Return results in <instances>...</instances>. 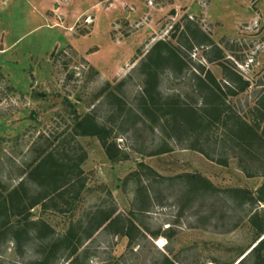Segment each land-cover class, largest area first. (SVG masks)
<instances>
[{
	"label": "rangeland",
	"instance_id": "obj_1",
	"mask_svg": "<svg viewBox=\"0 0 264 264\" xmlns=\"http://www.w3.org/2000/svg\"><path fill=\"white\" fill-rule=\"evenodd\" d=\"M207 71L259 120L264 0H0V199L48 193L31 172L49 153L82 177L0 207V264H255L241 260L264 229L260 160L221 124L208 155L192 148L159 108L201 106ZM101 211L117 217L99 226Z\"/></svg>",
	"mask_w": 264,
	"mask_h": 264
},
{
	"label": "trees",
	"instance_id": "obj_2",
	"mask_svg": "<svg viewBox=\"0 0 264 264\" xmlns=\"http://www.w3.org/2000/svg\"><path fill=\"white\" fill-rule=\"evenodd\" d=\"M240 79L242 83L238 87L231 84L229 88L231 94H237L238 90L239 92L245 91L250 86L249 81H245L241 77ZM201 81L204 83L203 87L205 89L203 90L205 91H203V102L198 108L185 103H176L177 101H163L161 107L159 108L166 110V115L169 116V113L173 115V117L168 119L169 123L172 120L174 121L175 130H181V128L186 127L185 130L189 132V135L195 136L196 141L193 145H191V147L207 155L208 153L205 146L211 140V132L215 129H219L221 124L224 129L228 130V136H231L230 139L236 142L244 153L260 160V165L264 168V127L261 129V124L264 122V110L262 113L260 112L261 114L259 120H255L254 123H251L244 115L239 113L237 110H232L227 105L220 82L211 71H207L206 78H203ZM152 88L153 86L150 89L145 88V94L154 100L153 102H155L156 100L153 95L154 90ZM262 101H264V93L258 99V103L254 109H259L258 107L263 104ZM178 114L181 115L182 118H185L184 122L182 119H178ZM98 134L100 135V133ZM101 139L107 147V150H109L105 135L102 136ZM58 160L49 153L45 158L38 160L35 168L31 172L32 176H35L38 172L44 174L45 177L43 178L51 187L48 193L32 198L26 205L24 197L16 188L9 193V198L4 197L0 199V207H4L6 210L10 208L14 211L13 214H20V211L15 210H19L21 208L22 210L24 208L27 209V206L28 208H33L38 204H44L48 199L53 200L55 199V196H58V194L62 196L66 191L69 192L72 190L76 183L82 182V177H78L79 174L74 173V166L69 164L67 165L69 167H67L66 170V163L64 161L57 162ZM244 170H246V168H244ZM73 174L75 177H72ZM192 179H203V181H207L205 178L196 176L192 177ZM21 186H24V184L22 183ZM258 194L259 195L256 200L264 203V184L259 189ZM100 213L103 219L99 226H102L106 222L111 223L117 217H113L115 212H108L104 214L105 212L101 211ZM38 223L46 225V222L44 221L39 222L34 220H32L29 224L38 225ZM8 227L12 228L13 224ZM76 233L77 232L74 233L70 230L64 236V240L69 241L73 239L76 236ZM250 255H256L255 264H264V229L260 236V240L241 261Z\"/></svg>",
	"mask_w": 264,
	"mask_h": 264
}]
</instances>
